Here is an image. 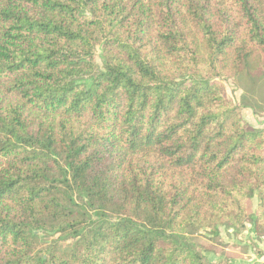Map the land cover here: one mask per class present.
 Returning a JSON list of instances; mask_svg holds the SVG:
<instances>
[{
	"label": "trees",
	"instance_id": "obj_1",
	"mask_svg": "<svg viewBox=\"0 0 264 264\" xmlns=\"http://www.w3.org/2000/svg\"><path fill=\"white\" fill-rule=\"evenodd\" d=\"M247 96L264 0H0V264H212L199 233L264 239Z\"/></svg>",
	"mask_w": 264,
	"mask_h": 264
},
{
	"label": "rangeland",
	"instance_id": "obj_2",
	"mask_svg": "<svg viewBox=\"0 0 264 264\" xmlns=\"http://www.w3.org/2000/svg\"><path fill=\"white\" fill-rule=\"evenodd\" d=\"M99 58L98 51L96 63L100 66L101 60ZM218 82L223 86L226 97L233 103L240 104L244 93L243 87L222 79ZM247 98L249 99L248 96ZM249 103L255 107V112L250 108L242 109L241 114L243 119L254 128L264 129V105L261 102H253L250 99ZM257 107L259 109L256 110ZM255 204V200H253L251 207L254 208ZM194 239L198 244L206 248L211 247L215 253L217 252L218 255L213 253L211 255L206 254V257L212 264L264 263V239L257 240L248 225L240 232L221 228L219 237L216 239H213L207 233H199Z\"/></svg>",
	"mask_w": 264,
	"mask_h": 264
}]
</instances>
